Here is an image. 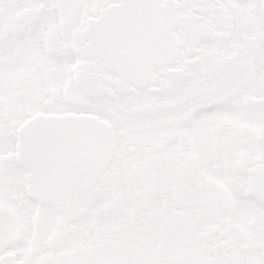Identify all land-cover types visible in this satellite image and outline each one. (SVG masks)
Returning <instances> with one entry per match:
<instances>
[{
    "label": "snow or ice",
    "instance_id": "obj_1",
    "mask_svg": "<svg viewBox=\"0 0 264 264\" xmlns=\"http://www.w3.org/2000/svg\"><path fill=\"white\" fill-rule=\"evenodd\" d=\"M0 264H264V0H0Z\"/></svg>",
    "mask_w": 264,
    "mask_h": 264
}]
</instances>
